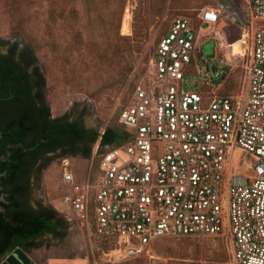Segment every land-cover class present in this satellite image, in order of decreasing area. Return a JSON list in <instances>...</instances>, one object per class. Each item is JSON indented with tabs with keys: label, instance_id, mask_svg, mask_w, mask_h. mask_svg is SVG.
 Masks as SVG:
<instances>
[{
	"label": "built area",
	"instance_id": "1",
	"mask_svg": "<svg viewBox=\"0 0 264 264\" xmlns=\"http://www.w3.org/2000/svg\"><path fill=\"white\" fill-rule=\"evenodd\" d=\"M244 1L253 27L237 93L220 95L213 81L183 91L196 71L198 32L175 17L156 44L150 80L119 111L128 140L98 151L83 179L62 166L61 206L124 258L163 238L225 237L233 264H264V27L254 26L264 0ZM197 16L200 29L220 22L210 6Z\"/></svg>",
	"mask_w": 264,
	"mask_h": 264
},
{
	"label": "rangeland",
	"instance_id": "2",
	"mask_svg": "<svg viewBox=\"0 0 264 264\" xmlns=\"http://www.w3.org/2000/svg\"><path fill=\"white\" fill-rule=\"evenodd\" d=\"M205 6L220 11V22L200 29L197 15ZM126 16L129 34L122 32ZM175 17L187 18L198 32L196 71L185 75L183 91L197 92L213 81L218 94L237 93L253 27L244 0H0V39L34 49L45 77L51 117H80L86 128L101 135L107 127L119 125V111L136 85L150 80L156 44ZM254 26L264 27V18ZM242 38L245 45L236 47ZM242 48L244 55L238 53ZM216 71L219 77L214 76ZM99 147L98 140L89 159L50 155L53 162L39 180H32L31 202L42 201L71 220L63 241L47 236L41 248L29 253L34 264H218L224 260L233 264L225 237L163 238L141 255L124 258L114 251V242L72 219L60 202L67 191L60 184L62 166L68 163L83 179L94 166Z\"/></svg>",
	"mask_w": 264,
	"mask_h": 264
},
{
	"label": "trees",
	"instance_id": "3",
	"mask_svg": "<svg viewBox=\"0 0 264 264\" xmlns=\"http://www.w3.org/2000/svg\"><path fill=\"white\" fill-rule=\"evenodd\" d=\"M0 45L8 46L7 53H0V157L10 146L7 159L0 160L1 262L17 247L29 254L41 248L47 236L57 242L68 236L71 223L62 213L42 201L31 202L32 180H39L54 160L47 154L89 159L98 140L102 151L126 142L129 133L120 123L100 135L86 128L80 117H51L34 49L2 39ZM17 144L34 148L25 150Z\"/></svg>",
	"mask_w": 264,
	"mask_h": 264
},
{
	"label": "water",
	"instance_id": "4",
	"mask_svg": "<svg viewBox=\"0 0 264 264\" xmlns=\"http://www.w3.org/2000/svg\"><path fill=\"white\" fill-rule=\"evenodd\" d=\"M217 75H218V71H216L214 73V76H217ZM17 145L23 147L22 144H17ZM9 148H10V146L7 147L6 154L4 156L0 157L1 161H4L7 159L8 155H9V152H8ZM23 148L25 150H31L34 147H30V148L23 147ZM0 264H34V262L28 253H26L20 247H17L11 253L6 255L4 257V259L0 262Z\"/></svg>",
	"mask_w": 264,
	"mask_h": 264
},
{
	"label": "bare ground",
	"instance_id": "5",
	"mask_svg": "<svg viewBox=\"0 0 264 264\" xmlns=\"http://www.w3.org/2000/svg\"><path fill=\"white\" fill-rule=\"evenodd\" d=\"M130 30H131V26H130V17L129 16H126L122 22V32L124 34H129L130 33ZM239 43H246L245 39L242 38V40H240V42L236 43V47L239 45ZM238 53H241L242 55H244L245 53V48H242V50H239Z\"/></svg>",
	"mask_w": 264,
	"mask_h": 264
},
{
	"label": "flooded vegetation",
	"instance_id": "6",
	"mask_svg": "<svg viewBox=\"0 0 264 264\" xmlns=\"http://www.w3.org/2000/svg\"><path fill=\"white\" fill-rule=\"evenodd\" d=\"M206 42H207V43L209 42V44L211 45V42H212V41H206ZM1 46H2V47H5V51H1V50H0V53H2V54L7 53V51H8V46H6V45H0V47H1ZM0 49H1V48H0ZM47 155L50 156V155H53V153H48Z\"/></svg>",
	"mask_w": 264,
	"mask_h": 264
}]
</instances>
